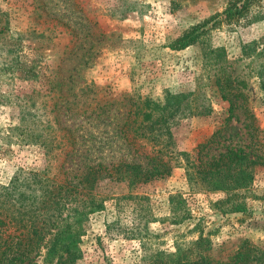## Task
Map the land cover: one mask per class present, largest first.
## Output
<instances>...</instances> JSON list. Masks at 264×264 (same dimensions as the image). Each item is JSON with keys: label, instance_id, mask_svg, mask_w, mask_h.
<instances>
[{"label": "rangeland", "instance_id": "rangeland-1", "mask_svg": "<svg viewBox=\"0 0 264 264\" xmlns=\"http://www.w3.org/2000/svg\"><path fill=\"white\" fill-rule=\"evenodd\" d=\"M227 2L0 0V185L22 194L13 206H26L23 197L39 193V177L49 185L63 182L62 158L55 155L57 129L83 123L73 112L74 97L81 102L89 94L107 101L135 93L159 100L168 89L191 91L207 111L172 125L175 148L191 152L220 128L223 138L210 149L217 153L221 144L246 143L244 108L236 107L228 119L229 101L216 83L218 76L238 75L231 86L243 91L244 106L252 107L264 130L257 76L264 63V0H250L239 21L217 23L186 48L169 47ZM170 195H180L173 199L181 200L183 213L171 212ZM101 196L103 208L84 222L77 264H148L162 251H174V242L185 245L198 237L189 231L192 220L187 226L177 223L185 210L209 232L214 260L230 258L244 240L264 249V164L253 167L247 188L226 195L189 182L182 160L165 178L131 191L125 183L111 184ZM236 201L245 209L222 211ZM66 202L55 218L60 228L72 223ZM51 237L39 243L33 264H56L46 247Z\"/></svg>", "mask_w": 264, "mask_h": 264}, {"label": "trees", "instance_id": "trees-1", "mask_svg": "<svg viewBox=\"0 0 264 264\" xmlns=\"http://www.w3.org/2000/svg\"><path fill=\"white\" fill-rule=\"evenodd\" d=\"M240 1L228 0L221 12L191 25L173 39L169 47L186 48L217 23L239 21L247 12L250 0L239 4ZM261 54H264V44ZM257 76L264 99V63L257 70ZM237 77L218 76L216 83L220 91H224L222 98L229 101L228 119L233 117L236 107L244 108L246 143L221 144L223 149L217 153H210V149L223 138L220 128L191 152L175 148L172 125L181 118L207 111L196 103L191 91L168 89L159 100L135 93L107 101L89 94L81 102L74 97L73 112L83 123L57 129L60 135L55 155L62 158L58 167L63 182L49 185L40 174H31L39 177L41 187L37 195L23 197L26 206L23 204L21 208L13 205L21 200L22 194L16 188L5 192L7 187L0 185L1 193L4 192L0 194V264H33L34 254L46 235L52 236L46 247L57 259L56 264H77L81 257L79 244L85 233L84 222L91 213L103 208L101 189L125 183L130 191L134 190L139 184L169 176L175 167L182 165V160L189 182H199L202 187L222 191L225 195L247 188L253 179V167L264 164V130L257 123L252 107L244 106L248 102L246 95L237 85L231 86V81ZM243 83L237 80L238 85ZM11 183H15V179ZM175 196H169L170 210L183 213L181 200L174 202ZM66 201H69L72 223L60 228L55 218H60ZM226 209L222 211L244 210L245 203L232 202ZM190 217L185 210L177 223L187 226L192 220L189 231L198 232V237L185 245L174 242V251H162L150 258L148 264H261L264 261V249L246 240L230 258L212 259L209 232L204 233L199 228L201 219ZM12 225H16L14 230H11Z\"/></svg>", "mask_w": 264, "mask_h": 264}]
</instances>
